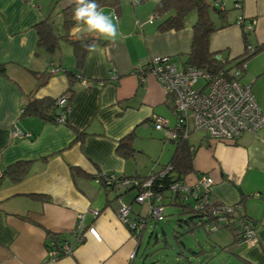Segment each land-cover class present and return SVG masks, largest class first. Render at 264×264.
Listing matches in <instances>:
<instances>
[{
    "label": "crops",
    "instance_id": "obj_1",
    "mask_svg": "<svg viewBox=\"0 0 264 264\" xmlns=\"http://www.w3.org/2000/svg\"><path fill=\"white\" fill-rule=\"evenodd\" d=\"M157 1L119 0L116 9L101 6L118 24L121 35L115 41L97 43L98 50L88 51L83 66L77 69L67 40L58 38V49L49 53L38 46L34 28L51 13L56 33L63 34L61 9L70 4L69 0H0V64L4 65V72H0V174L11 163L30 160L20 180L5 177L0 182V264H127L131 252H135V264L140 239L137 241L119 219L117 198L130 204L131 220L137 213L146 215L147 205L133 201V189L125 191L118 185L105 189L99 175L105 171L146 175L141 174L145 172L137 155L144 149L142 142L148 148L159 147L154 165L166 163L171 156L174 143L166 144L163 132L152 124V115L164 117L173 126L172 100L142 66L157 55H168L185 64L195 13L187 16L181 29L159 31L161 18L153 15ZM206 1L214 22L226 24L209 38V49L221 59L235 62L242 54L244 27L253 22L246 41L262 48L246 60L239 81L250 87L264 110V88L258 86L264 77V0H221L226 12L222 20L213 11V7L219 8L215 0ZM68 35L75 37L70 30ZM53 68L57 70L51 71ZM65 69L80 75L73 82L65 120L52 122L22 113L31 93L34 98L63 95L69 84ZM31 71L49 74L37 86ZM13 127L29 136L12 137ZM132 130L135 152L125 158L117 153L116 146ZM188 141L195 151L193 171L182 181L193 185L198 175L211 176L210 198L230 205L243 197L240 209L253 225L252 243L235 241L221 224L205 225L207 233L226 232L218 231L212 243L221 254L213 264H264V126L256 132H242L235 141L217 140L196 130L190 132ZM164 152L166 162H159ZM74 169L82 172L75 173ZM156 169L152 165L149 172ZM93 210L99 213L94 215ZM79 215L85 229L82 241L72 235ZM51 234L76 243L72 253L46 260ZM214 250L200 247L191 250V257L205 264L218 252ZM178 255L184 257L183 252ZM185 259L191 264L189 257Z\"/></svg>",
    "mask_w": 264,
    "mask_h": 264
},
{
    "label": "trees",
    "instance_id": "obj_2",
    "mask_svg": "<svg viewBox=\"0 0 264 264\" xmlns=\"http://www.w3.org/2000/svg\"><path fill=\"white\" fill-rule=\"evenodd\" d=\"M99 6L110 5L115 9L118 8L119 0H96ZM221 2V0H220ZM217 6V5H216ZM236 6V3H235ZM240 6V5H239ZM236 6V7H239ZM75 5L69 4L61 9L62 14V28L64 30L63 34L56 33L53 25L51 13L47 14L34 25L37 33V44L45 51L53 53L58 49V38H64L67 40L71 47L72 52L75 57V66L80 69L83 66L85 55L87 50L82 46L83 44H91L93 41L96 43H104L105 40L98 38L97 36H91L88 34H82V38L78 39L75 37H69L68 32L74 26L75 21L72 19L73 9ZM219 8L213 7V11L217 15V19H224L226 17V12L221 6ZM211 7L206 0H158L153 9V15L155 17H160L161 19L157 23V29L159 31L167 30H179L185 26V21L187 16L191 13H195V20L192 23V38L189 51L186 54L185 64L192 65L194 67L204 68L209 73H216L218 70H223L227 72L231 67H239L246 62V60L254 55L256 52L261 50L262 45L254 46L246 41L247 33L252 29L253 22H251V29L248 31L243 30V35L245 38L244 50L242 54L235 59L227 60L226 58L221 59L219 53L212 52L209 49V38L211 33L226 25L225 23L216 24L211 17ZM239 23H241L242 17L239 16ZM242 25V24H241ZM243 27V25H242ZM251 46L252 50L248 47ZM171 58V56H168ZM148 66L143 65L142 70H146ZM69 84L63 93L66 101L63 106H59L58 97H44V98H34L32 93L28 96L27 101L22 106V113L35 114L40 118L48 121H57L58 117L62 116L61 120H65V113L68 111L70 106V97L72 95V85L80 75L73 70L65 69ZM0 72H4V65L0 64ZM32 75L38 80L37 86L41 85L44 80L48 77V72H37L31 71ZM134 130L128 132L123 137H121L117 143L116 151L118 154L125 158H130L134 155L135 148L133 146ZM82 133L77 135V138H81ZM174 147L169 160L164 164H158L156 170H151L146 175L135 174L132 176L116 175L110 171H105L99 175V183L105 189H113L118 185L121 187V183L124 179H129V184L122 187L123 190L128 191L129 189L135 190L133 201H136L137 196L140 194L141 190L144 189L143 184L145 181L150 180V185L147 189L153 191H158L163 193V205L164 212L165 206L167 204L178 205L181 207V213L189 214L188 220H183L187 224L188 228L191 229L194 226L200 225L204 227L207 224L220 225L226 228L232 233L235 241L243 240L244 233L246 229H253L252 221L249 217L242 212L241 203L243 202V197L240 201L231 206L234 208L232 212H226L220 209V204L222 202L212 200L210 198V189L204 194H208V198L203 202L204 194L201 192L197 196H186L184 198L175 195L169 191L170 185L175 181H182L184 177L193 171V157H194V147L188 141V136L180 137L179 139L172 141ZM30 160H19L14 163L9 164L5 169L1 171L0 182L3 178H8L12 181L20 180L28 171ZM75 173H81L79 169H74ZM118 200V198H117ZM200 203V204H199ZM128 204V203H127ZM130 206V204H128ZM200 205V206H199ZM131 209V206H130ZM99 213V211H98ZM143 219L147 218L148 214L142 215L137 213V215L131 220L135 221L139 217ZM165 216V214H164ZM238 222H242V225ZM129 231L139 241L143 228L137 229V227H129L128 224L124 223ZM85 229L82 227L77 233L72 232L75 237L81 235L83 240V234ZM177 242H179L178 237L175 236ZM76 240V239H75ZM64 243H68L71 248L69 251L63 249ZM76 243H72L69 240L58 236L56 234H51V240L47 244V253L50 250L56 251V259L62 256L69 255L72 253L73 248ZM137 244H139L137 242ZM182 244V243H181ZM180 245V244H179ZM184 246V245H182ZM191 250V249H190ZM193 251V250H192ZM183 252L180 248L177 255ZM195 252V251H193ZM187 256L182 258L180 264L186 263ZM48 254L46 255V260H49ZM130 264H133L130 262Z\"/></svg>",
    "mask_w": 264,
    "mask_h": 264
},
{
    "label": "built area",
    "instance_id": "obj_3",
    "mask_svg": "<svg viewBox=\"0 0 264 264\" xmlns=\"http://www.w3.org/2000/svg\"><path fill=\"white\" fill-rule=\"evenodd\" d=\"M215 5L222 6L220 0L214 1ZM236 3V6H239ZM251 25L244 27L250 30ZM252 50V47H248ZM146 71L153 75L164 88L166 94L172 100V112L174 114V125L170 126L164 117L153 114L152 124L156 129L163 132L165 139L175 141L180 137H186L192 131H202L211 138L217 140L235 141L244 131L256 132L264 126V110H261L255 101L251 89L248 85L242 84L239 77L243 65L231 67L227 72L218 70L216 73H209L204 68L194 67L188 64H178L168 55H157L149 58L146 63ZM53 68L51 71H56ZM112 78L116 75L112 74ZM203 82L195 87L198 80ZM65 97L58 98L59 106L65 104ZM62 116L58 118L61 120ZM12 137L29 136L28 132L21 131L13 127L10 132ZM129 179H124L121 187L127 186ZM213 179L207 174L198 175L196 182L189 185L183 181H175L169 191L179 197L197 196L199 193L209 191ZM150 180L143 184L144 189L136 198L137 203L147 205V218L141 216L135 220H130V206L121 198L118 199L117 215L119 219L128 224L129 227L143 228L148 218L161 220L164 217L163 193L147 189ZM209 194V193H208ZM208 194H204L203 202L207 200ZM200 204V203H199ZM200 206V205H199ZM220 209L226 212L234 211L231 204H220ZM97 215L98 211L93 210ZM242 225V222H238ZM82 228V215L76 219L73 229L77 233ZM82 236H75L76 241H80ZM244 242L252 243V230L246 229ZM68 243H64L63 249L69 251L71 248ZM135 252L128 256V263L132 262ZM49 260H56V251L50 250Z\"/></svg>",
    "mask_w": 264,
    "mask_h": 264
},
{
    "label": "rangeland",
    "instance_id": "obj_4",
    "mask_svg": "<svg viewBox=\"0 0 264 264\" xmlns=\"http://www.w3.org/2000/svg\"><path fill=\"white\" fill-rule=\"evenodd\" d=\"M54 24L55 21L53 20V25ZM202 82L203 81L199 79L195 87H198ZM259 85L264 88V77H262V80H259L258 86ZM157 137H159V135ZM165 142L166 144L172 145L171 141L168 139H165ZM143 144L144 142H142L140 146H143L144 149L142 150L144 151L140 149V151H137V155L138 160L141 162L142 170L145 172L141 174H147L152 165L153 167H158V164L154 165V161H156L159 156V154L156 153L159 151V147L157 148L156 146L155 148L151 146L148 148ZM155 153L156 156L153 157ZM162 156L164 157H161L159 162H166V153L164 152ZM164 214L165 216L161 220L148 218L147 225L140 238V245L136 253L135 264H171L173 262L179 264V262L182 261L180 255H177L180 248L183 249L184 256L189 257L192 261L191 264H199L200 259L197 260L191 257V250L197 251L200 247H203L206 250H209V248L214 250L212 248V243H214L218 231L220 233H226L225 230L222 229L207 233L205 228L200 225L189 229L183 220H188L190 215L181 213V207L178 205L167 204L165 206ZM226 235L228 236V234ZM175 236L178 237L179 242H177ZM217 251L218 250H214L213 253H216ZM220 257L221 254H219L218 251L213 258L211 257V259L205 264H213L215 259L217 260Z\"/></svg>",
    "mask_w": 264,
    "mask_h": 264
},
{
    "label": "clouds",
    "instance_id": "obj_5",
    "mask_svg": "<svg viewBox=\"0 0 264 264\" xmlns=\"http://www.w3.org/2000/svg\"><path fill=\"white\" fill-rule=\"evenodd\" d=\"M139 3V0H134ZM74 4L72 19L75 21L70 33L78 39L82 34H95L98 38L115 41L121 35L118 24L113 17L104 13L96 0H69ZM87 51L95 52L99 45L93 41L91 44L82 45Z\"/></svg>",
    "mask_w": 264,
    "mask_h": 264
}]
</instances>
